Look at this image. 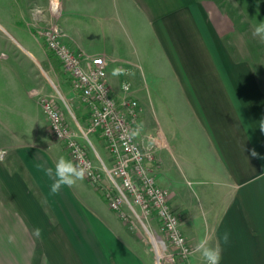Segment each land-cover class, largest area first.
Listing matches in <instances>:
<instances>
[{
  "label": "crops",
  "instance_id": "obj_1",
  "mask_svg": "<svg viewBox=\"0 0 264 264\" xmlns=\"http://www.w3.org/2000/svg\"><path fill=\"white\" fill-rule=\"evenodd\" d=\"M28 1L26 12L17 5L18 14L23 21L29 17L33 22L30 8L46 7L48 0ZM61 1L62 30L81 49L109 59L107 81L116 95L122 96V87L128 83L140 101L146 126L137 141L145 149L154 148L157 183L168 191L169 204L189 245L195 250L196 243L207 236L212 245L220 244V264H264V131L260 128L264 76L253 57V45L231 42L232 18L221 13L215 0H142L145 18L174 71L160 85L157 138L146 118L144 94L150 88L143 87L136 74V68L142 67L125 57L109 56V47L100 49V38L114 32L109 1ZM243 1V12L250 10L264 21V0ZM23 50L39 72L30 97L44 120L38 121L35 140L15 134L13 125L7 129L12 137L0 131V151H7L0 161V264H42L44 257L47 264H156L151 245L121 219L104 191L86 176L72 187L50 193L52 181L43 168L54 171L59 157L72 158L51 133L37 99L41 93L54 95L48 90V82L53 83L50 68L55 82L60 79L47 53L48 64H43L33 52ZM117 68L124 72L114 76ZM61 69L64 88L61 102L53 97L54 105L80 136L95 165L111 167L102 134L92 133L93 140L91 134L88 139L82 137L91 125V114L62 65ZM19 109L23 115L22 104ZM152 220L158 226L156 217ZM35 227L42 230L39 239L32 235ZM225 231L231 234L228 244L221 239ZM177 264H204V260L195 251L188 261Z\"/></svg>",
  "mask_w": 264,
  "mask_h": 264
},
{
  "label": "built area",
  "instance_id": "obj_2",
  "mask_svg": "<svg viewBox=\"0 0 264 264\" xmlns=\"http://www.w3.org/2000/svg\"><path fill=\"white\" fill-rule=\"evenodd\" d=\"M61 0H48L46 7L33 5L36 33L44 38L47 47L62 63L72 88L91 114V125L82 137L100 132L104 137L112 166L98 168L89 157L80 136L72 131L54 105L53 98L39 94V104L49 122L51 133L65 144L73 162L86 170L85 176L101 188L110 207L137 233L145 235L156 255V264H177L188 261L195 250L181 229V222L169 204V193L156 180L153 166L157 162L154 148H143L137 137L129 133L140 125V108L130 84L116 95L108 84L109 61L105 56L92 55L73 49L65 43L59 20ZM45 24L44 26L42 24ZM34 26V24L32 23ZM7 151H0L3 161ZM156 217L159 229L152 225Z\"/></svg>",
  "mask_w": 264,
  "mask_h": 264
},
{
  "label": "rangeland",
  "instance_id": "obj_3",
  "mask_svg": "<svg viewBox=\"0 0 264 264\" xmlns=\"http://www.w3.org/2000/svg\"><path fill=\"white\" fill-rule=\"evenodd\" d=\"M23 1L16 0L19 8L26 12L29 7V1L26 0L24 3ZM108 1L114 15L112 19L114 20L112 21V30L114 32L100 38L101 41L103 40L100 44V49L109 47V53H107L109 56L117 59L125 57L132 61L133 64L136 63L142 67L141 69L136 68V74L140 77L142 86L150 88L144 94L147 106L146 118L149 121L151 134L159 138L161 113L159 89L161 82L173 76L174 71L170 67L159 37L153 33L150 21L145 18L146 12L144 13L143 11L142 0ZM215 1L220 7L221 13L227 14L232 18L228 25L233 33L231 42H244L253 45V57L260 64L258 69L264 76V50L261 49L262 43L258 37H253L251 34L252 28L261 21L256 18V14L252 11L244 10L243 12L242 8L245 9L243 0ZM17 5L13 0H0V131H4V133L6 131L12 137V133L7 129H12L11 125H13L15 134H18L21 138L25 137V139L35 140L38 138L36 129L39 124L38 121L40 119L41 123H43L44 119L35 104V100L30 97V92L36 87L40 77H38L39 72L34 68L23 49L33 52L43 64H48L46 53L49 55L51 52L44 38L36 33L37 28L34 21L32 22L29 17L23 21L21 14H18L19 8ZM80 6L81 8L84 6L86 10L96 14L94 10L91 11V8L84 4H80ZM15 19L17 21L16 24L12 21ZM42 25L44 26L45 24L43 23ZM64 34V40L67 39L66 41L72 43L74 48H80L76 39L69 36L66 31H64ZM93 38L95 39V37ZM111 50H114L113 53ZM101 56L104 55L101 54ZM50 72L51 76L48 75L51 79L53 78V83L48 82V90L54 95L41 93V96L48 98L57 97L58 101L61 102L59 94L64 88L62 81L65 75L62 73L61 68L60 71L56 70V74L60 79L58 83L54 80L55 71L50 68ZM37 100L39 103V98ZM80 101L84 106L82 100ZM138 102L141 113V133L144 134L146 123L143 124V121L145 122L143 108L139 100ZM21 104L24 108L23 115L19 109ZM94 137L91 134L90 138L92 140ZM153 170L155 173L157 172L154 166ZM155 226V230H158L159 223L158 226L157 224ZM141 236L143 239L145 238V235L141 234Z\"/></svg>",
  "mask_w": 264,
  "mask_h": 264
},
{
  "label": "clouds",
  "instance_id": "obj_4",
  "mask_svg": "<svg viewBox=\"0 0 264 264\" xmlns=\"http://www.w3.org/2000/svg\"><path fill=\"white\" fill-rule=\"evenodd\" d=\"M259 3V0H257ZM252 36L258 37L261 43H264V21H261L259 24L255 25L252 28ZM124 72L123 69L117 68L113 70V75H120ZM261 131H264V123L261 125ZM142 129V125H138L136 129L132 130L129 135L135 137L139 135ZM153 141H149L151 144ZM252 155L255 156V151L252 152ZM43 167V166H41ZM44 172L51 179L50 184V193L52 195L60 192L63 187H72L78 181H82L85 178L86 170L84 167L77 165L72 160L65 159L63 156L59 157L55 163V169L52 168H43ZM195 194V193H194ZM41 229L35 227L32 230V235L34 238L39 239L41 237ZM230 232L225 231L221 237L224 244H228L230 241ZM195 251L198 252L203 260L204 264H220L221 262V247L219 243L212 245L207 236L199 240L195 245ZM42 264H47L46 257L42 258Z\"/></svg>",
  "mask_w": 264,
  "mask_h": 264
},
{
  "label": "trees",
  "instance_id": "obj_5",
  "mask_svg": "<svg viewBox=\"0 0 264 264\" xmlns=\"http://www.w3.org/2000/svg\"><path fill=\"white\" fill-rule=\"evenodd\" d=\"M49 58L51 59L52 63H53V66L55 67V69L57 71H60V68H61V62L60 60L53 54V53H50L49 54Z\"/></svg>",
  "mask_w": 264,
  "mask_h": 264
}]
</instances>
